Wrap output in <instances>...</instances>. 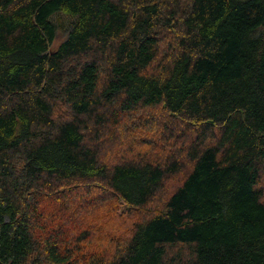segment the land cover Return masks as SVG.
<instances>
[{
    "label": "trees",
    "instance_id": "obj_1",
    "mask_svg": "<svg viewBox=\"0 0 264 264\" xmlns=\"http://www.w3.org/2000/svg\"><path fill=\"white\" fill-rule=\"evenodd\" d=\"M0 264H264V0H0Z\"/></svg>",
    "mask_w": 264,
    "mask_h": 264
},
{
    "label": "rangeland",
    "instance_id": "obj_2",
    "mask_svg": "<svg viewBox=\"0 0 264 264\" xmlns=\"http://www.w3.org/2000/svg\"><path fill=\"white\" fill-rule=\"evenodd\" d=\"M64 38H65V32L61 31V32L59 33V35H58L57 40H56L55 43H54V47L56 48V47L62 42V40H63ZM127 126H130V123H128ZM111 148H112V147H111ZM111 148H110V149H111ZM107 155H108V153H107ZM130 156H131V155H130ZM108 157H111V156L109 155ZM170 185H171V182H170ZM172 188H173V187H172ZM165 198H166L165 196H163V197L160 196V198H157L156 200H154L153 202L156 204L155 206L161 207V206L164 204ZM58 207H59V204L56 205L55 209H56V208L58 209ZM107 207H108V205H105V206H103V207H101V208H99V209H97V210H93V212H92L93 217H94V216H101V215H103V214L105 213ZM123 212H124V205H122V206L118 209V214L122 215ZM93 217H92V218H93ZM103 218H104L106 221H108V224H107V225H109V226H112V227H113V226H117V225H119L116 221H114L113 219H110L109 216H108V214H104ZM86 221H87V219H86ZM127 223H128V224H127ZM87 225H88L87 222H82L80 228H84V227H86ZM130 226H131V222H126V224L124 225L123 228H124L125 230H127ZM68 230H69V228H68ZM75 231H76V228H74V230L70 229L68 232H69V233H74Z\"/></svg>",
    "mask_w": 264,
    "mask_h": 264
}]
</instances>
